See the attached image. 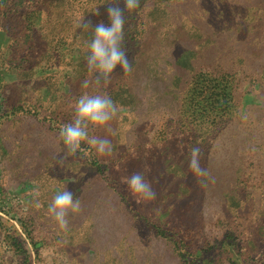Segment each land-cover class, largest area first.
<instances>
[{"label": "rangeland", "instance_id": "1", "mask_svg": "<svg viewBox=\"0 0 264 264\" xmlns=\"http://www.w3.org/2000/svg\"><path fill=\"white\" fill-rule=\"evenodd\" d=\"M91 1L97 0H0V205L6 211L0 213V264H264V125L258 122L241 127L244 139L238 147L230 138L228 145L219 142L204 149L209 176L216 170L221 176L224 169V182L207 183L204 193L208 190L212 202L203 197L193 206L201 210L191 214L193 221L182 213L189 198L180 179L173 185L183 175L177 172L169 188L183 196L173 198L168 208L176 219L182 218L180 231L174 229L175 221L165 228L164 237H154L147 229L140 237L132 222L137 235L130 240L139 241L140 255L135 250L118 256L122 216L113 207L105 213L86 207L82 188L85 182L93 183V173L85 154L78 156L77 164H83L72 166L76 155L67 154L59 126L49 122L65 119V113L74 115V103L85 93L101 94L94 75L80 76L92 39L76 25ZM120 4L125 8L124 0ZM143 5L139 18L152 12L159 19L151 18L153 23L164 26L161 31L184 24L187 33L197 34L193 43L205 52L198 67L224 64L238 72L246 89L257 80L264 106V0H145ZM222 50L226 55L216 61L214 54ZM86 79L88 88L82 87ZM175 112L150 116L144 134L154 147H149V170L165 165V160L184 165L191 153L186 143L172 139L182 135ZM98 128H90L89 134ZM65 167L67 177L59 181L58 169ZM64 188L80 201V211L69 213L66 230L49 214L50 205H44ZM232 190L247 202L225 210L218 196L223 193V199ZM100 220L104 223L96 225Z\"/></svg>", "mask_w": 264, "mask_h": 264}, {"label": "trees", "instance_id": "2", "mask_svg": "<svg viewBox=\"0 0 264 264\" xmlns=\"http://www.w3.org/2000/svg\"><path fill=\"white\" fill-rule=\"evenodd\" d=\"M119 1L123 2V0H114V2L112 0L106 4L107 0L91 1L90 7L82 16L83 20L91 21L93 28L104 20L109 22L107 8L114 6V3L119 7L122 6ZM144 1L140 0L139 7L132 10L136 16L125 10L123 48L126 50L131 72L125 73L117 66L112 74L111 83L105 86L101 81L99 85L101 95L110 96L121 111L117 118L109 123L110 132L107 127H99L89 134V138H107L111 142V151L100 155L95 147L85 141L82 142L84 150H79L75 154L71 164L74 167L83 164L82 162L77 164L81 160L78 156L85 154L86 166L93 173L91 175L93 183L85 182L82 199L90 212L105 213L113 207L114 211H119L118 214L122 216L124 233L120 237L121 248L118 256H129L135 250L138 256L140 255L139 241L133 244L130 240L137 235L132 222L136 223L138 233L142 232L138 234L140 237L148 230L154 237H164L165 228L175 221L174 229L180 231L182 218L176 219L168 208L173 198L178 200L183 196L180 191L174 192L169 188V183L177 172H182L183 175H177L178 178L173 181V185L180 179L179 185H184L183 188L188 192L185 196L189 198L182 213L188 220L193 221L194 217L191 214L201 213L198 207L193 206L202 203L203 197L208 203L212 202V196L207 194L208 190L204 193L207 183L219 186L224 182V169H221V176L218 170L215 171L214 176H209L208 158L204 149L216 148L214 145L219 142L228 145L230 138L238 147L244 139V136H241L242 126L248 129L255 122L264 125L261 84H258L257 80L255 83L250 81L251 86L246 89L242 84L243 81L237 78L238 72L230 71L231 69L224 64L217 68L198 67L197 61L205 57V52L198 50L193 43L198 39L197 34L187 33L184 24L181 27L161 31L160 27L164 26L153 23L152 19L156 21L159 19L153 16L152 12L147 14L148 17L144 15L139 18L141 10L144 9ZM96 9L98 15L94 13ZM85 31L87 37L89 34L93 39V29L89 28ZM225 52L226 50H222L217 55L214 54L216 61L221 60ZM80 76H91L87 61ZM172 109L176 110L174 121L178 123L182 133L181 137H172V139L186 143L189 152L193 147L200 148L199 164L206 174L197 175L189 168L191 153L188 154L184 165L172 166L170 161L165 160V165L156 170H149L152 159L149 147H154H151L153 145L151 138H145V132L152 123L150 116L155 112L166 116ZM65 115V119L50 118V125L56 122L61 131L62 126L71 123L74 116L67 113ZM120 123L123 129H120ZM137 172L142 173L153 186L152 189L156 193L154 200L137 203V198L133 197L128 185L122 182ZM75 174L74 171L68 175ZM165 174L169 180H165ZM66 177L67 168L58 169V180L62 181ZM222 195L218 196L217 203L224 206L225 210L241 208L247 202V199L236 190L225 194L223 199H221ZM50 204L44 202L45 206ZM126 209L130 212H124ZM0 213L6 214L1 205ZM18 222L25 228L22 221L18 219ZM100 223H104L103 220L97 221L96 225ZM226 245L224 243L220 248H225Z\"/></svg>", "mask_w": 264, "mask_h": 264}, {"label": "clouds", "instance_id": "3", "mask_svg": "<svg viewBox=\"0 0 264 264\" xmlns=\"http://www.w3.org/2000/svg\"><path fill=\"white\" fill-rule=\"evenodd\" d=\"M124 3L125 9H121L115 3L114 6L107 8L108 26L101 22L93 28L91 21H84L83 17L76 25L78 28L85 30L92 28L94 31L93 39L88 44L90 54L86 60L88 72L90 75L95 76L96 85H99L101 81L105 86L110 84L112 74L117 66L125 73L132 70L126 50L123 48L125 10L131 12L139 7L140 0H124ZM94 13L98 15V9ZM89 84L90 81L86 79L82 82V87L88 88ZM74 109L72 122L64 124L60 131V137L67 154L75 155L81 150V144L85 141L95 147L100 155L110 153V140L98 137L89 138V130L90 128L107 127L110 132L109 123L117 118L118 113L121 111L120 107L106 94L90 95L85 93L75 101ZM199 156L200 148L193 147L189 168L197 175H204L206 172L200 167ZM122 182L128 185L133 197L137 198V203L155 199L156 193L153 191L151 183L145 179L142 173H133ZM35 194L39 195L38 190L35 191ZM73 196L71 191L65 189L54 196L49 206V214L60 229H67L69 213L75 214L80 211V201L78 199L74 200ZM39 206L38 203L37 207Z\"/></svg>", "mask_w": 264, "mask_h": 264}]
</instances>
